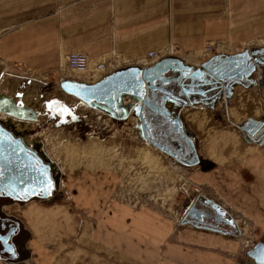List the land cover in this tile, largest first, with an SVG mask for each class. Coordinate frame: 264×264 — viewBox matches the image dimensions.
I'll return each mask as SVG.
<instances>
[{
  "label": "crops",
  "instance_id": "0c3cea01",
  "mask_svg": "<svg viewBox=\"0 0 264 264\" xmlns=\"http://www.w3.org/2000/svg\"><path fill=\"white\" fill-rule=\"evenodd\" d=\"M258 34H264V0H0V64L85 82L84 73L62 67L72 50L92 62L116 58L122 67L138 65L150 51L189 49L186 57L204 51L205 43ZM179 114L193 132L197 161L178 162L200 186L196 203L215 202L228 228L177 223L173 215L122 206L89 186L79 191L86 180L108 183L83 175L76 177L73 205L62 194L12 203L26 235L18 264H250L246 249L264 239V141L254 142L239 125L264 120V86L257 79L229 99L211 107L188 104ZM103 210L97 224L81 216ZM0 264L6 262L0 258Z\"/></svg>",
  "mask_w": 264,
  "mask_h": 264
},
{
  "label": "rangeland",
  "instance_id": "374dc122",
  "mask_svg": "<svg viewBox=\"0 0 264 264\" xmlns=\"http://www.w3.org/2000/svg\"><path fill=\"white\" fill-rule=\"evenodd\" d=\"M251 43L263 44L264 34H258L247 40L219 39L211 44L205 43L202 45L205 50L201 51V54L198 55L199 52L186 54L188 60L185 52L189 49L185 51L173 49L172 52L181 55L186 61L197 62L205 58L210 51L235 50ZM138 65L141 66V63ZM62 67L66 69L63 65ZM41 75L42 73L29 74L17 65L0 64V90L12 94L15 99L28 102L37 111V119L25 125L24 134L27 139L33 138L38 141L47 157L58 166L57 186L60 193L57 196L62 194V200L73 205L71 192L79 190L77 188L79 180L76 177L88 175L101 178L103 176L108 183L102 181L103 184L100 186L92 182L89 185V180L84 178L86 182L83 189L79 191L87 190L85 187L89 186L90 190H99L114 196L113 200L125 207H150L161 215L171 218L173 215L177 223L181 220L198 222L189 216L188 212L194 210L189 209L192 202L196 210L201 209L197 206H201L202 203H196L200 192L197 194L195 191L196 188L200 191L199 184L189 177L191 173L189 168L180 164L175 157L151 145L139 134L135 125L137 114H134L132 109H129V114L124 118L111 116L104 111L102 112L105 114L100 113L99 109L87 105L74 96L62 94L58 87L60 79L58 72L50 70L45 80H41ZM21 78L33 81L34 84L53 83L50 85L53 89L44 93L37 84L21 87V84H25ZM261 132L263 133L254 132L252 137L256 140H250L256 143L263 142L264 131ZM65 176H67L65 178L67 189L61 186V177ZM77 203L78 201L75 200L76 205ZM203 206L215 213L208 204ZM103 207L102 205L98 208L103 209ZM16 208L17 206L12 203L4 207L5 211L11 215L19 213L15 211ZM103 212L104 210L93 215L81 211V216L97 224ZM223 222L225 224L223 228H228L226 225L228 223ZM201 225L205 226V223ZM248 228L247 226V230ZM250 228V232L255 234L253 224ZM23 237L24 242L26 238L24 230ZM23 256L22 254L20 258L22 259ZM0 258L6 264H18L20 259L9 261L1 255Z\"/></svg>",
  "mask_w": 264,
  "mask_h": 264
},
{
  "label": "flooded vegetation",
  "instance_id": "af4514ba",
  "mask_svg": "<svg viewBox=\"0 0 264 264\" xmlns=\"http://www.w3.org/2000/svg\"><path fill=\"white\" fill-rule=\"evenodd\" d=\"M162 57L163 61L158 69L145 74L146 102L141 104L142 114H137L135 125L140 135L145 139L154 140L162 149H166L169 155L189 160L191 153L188 145L193 142L189 135L191 129L184 123L179 110L192 103L211 107L217 100L232 97L239 88L250 89L257 79L258 83L264 86V43L260 45L251 43L229 51L213 50L197 62L186 61L181 55L173 52ZM162 69L165 71L161 73ZM257 70L259 77L256 79ZM163 75H168L169 79L176 80L179 85L168 87L167 93L153 88V85H159L158 79H165ZM21 80L25 83L21 84V87L37 84L44 93L49 92L48 82L34 84L26 78ZM120 100L123 104L135 103L129 95H122ZM152 106L159 109H152ZM0 113V255L6 260L17 261L23 254L20 249L24 238L23 230L15 216L8 214L4 207L21 201L33 192L34 187L26 178L16 181V175L12 173L7 162L10 147L20 152L23 157L30 156L35 160L38 172L41 175L45 173L48 175L44 188L41 183L42 186L34 196L39 197L46 191L50 192V196H57L60 193L57 186L59 168L51 159L49 160L38 141L33 138L27 139L24 134L25 125L35 120L31 116L36 113H30L29 118H15L1 111ZM115 116L119 118L116 112ZM200 205H196L203 213L200 214V221L223 228L224 222L220 221V215L210 210L208 212L206 207ZM188 213L197 220L198 214L194 210ZM11 247H14L13 250L8 251Z\"/></svg>",
  "mask_w": 264,
  "mask_h": 264
},
{
  "label": "water",
  "instance_id": "95a60500",
  "mask_svg": "<svg viewBox=\"0 0 264 264\" xmlns=\"http://www.w3.org/2000/svg\"><path fill=\"white\" fill-rule=\"evenodd\" d=\"M163 61V57H160L153 64L147 66H140L137 64H129L122 67H118L114 69L112 72L105 74L101 78L92 81L85 82L82 80H78L74 77L65 76L58 80V87L62 94L64 95H72L78 100L86 103L89 106L102 110L108 113L111 116H115V112L119 114V118H124L129 114V109H132L134 114H142V106L143 102H146V88L145 85L146 77L145 74L150 71H154L158 69L157 67ZM165 71V69L161 70V73ZM164 76V75H163ZM165 79H158L159 85H153V88H156L162 92L167 93L169 89L173 85L178 86V82L176 80L169 79L168 75L164 76ZM155 81V79H153ZM151 87V88H152ZM122 95H129L131 99L134 100L135 103H127L123 104L120 100ZM154 98V97H153ZM155 110H158L155 107ZM0 111L5 113L8 116H12L15 118H29L30 113H36V115H32L33 119H36L37 111L32 108V106L25 101L15 99L14 96L10 93L0 90ZM239 127L246 132L247 134H254V132L260 133L262 130L264 131V120L263 119H253L247 118L242 123H240ZM189 135L192 139V143L188 145V150L191 153V158L189 160H181L176 158L178 161L185 164H193L197 161L196 154L194 152V135L193 132H189ZM142 136V135H141ZM143 137V136H142ZM152 145L161 149L164 152L168 151L166 149H162L160 145L155 143L152 139H147ZM179 147L180 144H177ZM50 160V159H49ZM8 166L11 168L10 170L14 175H16V181L21 179H27L32 183L34 190L30 192L28 196L24 197L21 201H26L30 199L32 196L36 195L37 190L42 186L41 183L47 182L48 175L45 173L41 175L36 169V162L34 159L28 157H23L20 152L16 149L10 147V157H8ZM40 198H48L50 197V192L46 191L39 195ZM53 198H55L53 196ZM204 204H208L210 209H213L215 213H218L222 220H225L222 216H225V211H221L218 209V205L209 200L205 199ZM190 210L195 209L194 203L192 202L189 207ZM188 211V210H187ZM209 211V210H208ZM197 223L202 224L200 221L201 213L196 210ZM203 214V213H202ZM228 222L232 225V221L228 220ZM18 225V221H16ZM205 227L213 228L212 225H206ZM14 247L8 249V251L13 250ZM245 257L247 258L250 264H264V239H257L254 241L245 251Z\"/></svg>",
  "mask_w": 264,
  "mask_h": 264
},
{
  "label": "built area",
  "instance_id": "2783aa9c",
  "mask_svg": "<svg viewBox=\"0 0 264 264\" xmlns=\"http://www.w3.org/2000/svg\"><path fill=\"white\" fill-rule=\"evenodd\" d=\"M164 55L161 51H150L147 53L145 59L140 63L141 66H147L148 64L153 63ZM119 61L116 58H107L104 60H98L91 63L88 55L77 49L68 52L64 57L63 66L66 69H71L79 73H84L87 79L92 82L104 76L107 73L112 72L119 66ZM48 72H44L41 75V80L47 79ZM253 134H251L252 136ZM258 136V135H257ZM256 136V137H257ZM197 194L199 193L198 188L195 189Z\"/></svg>",
  "mask_w": 264,
  "mask_h": 264
},
{
  "label": "trees",
  "instance_id": "16d2710c",
  "mask_svg": "<svg viewBox=\"0 0 264 264\" xmlns=\"http://www.w3.org/2000/svg\"><path fill=\"white\" fill-rule=\"evenodd\" d=\"M48 84H49V87H48V89H47V90H49V91H50V90H52V89H53L52 87H50V85H51V84L53 85V83H50V82H49ZM208 212H209V211H208Z\"/></svg>",
  "mask_w": 264,
  "mask_h": 264
},
{
  "label": "bare ground",
  "instance_id": "6f19581e",
  "mask_svg": "<svg viewBox=\"0 0 264 264\" xmlns=\"http://www.w3.org/2000/svg\"><path fill=\"white\" fill-rule=\"evenodd\" d=\"M201 53H202V52H199L198 55L201 54ZM77 74H78V76H80V75H79L80 73H77ZM77 74H76V76H77ZM262 131H263V130H262ZM260 133H263V132H260ZM151 145H152V144H151ZM162 152H163V151H162ZM168 155H169V154H168ZM199 192H200V191H199Z\"/></svg>",
  "mask_w": 264,
  "mask_h": 264
}]
</instances>
